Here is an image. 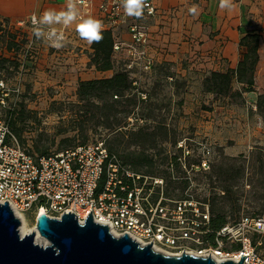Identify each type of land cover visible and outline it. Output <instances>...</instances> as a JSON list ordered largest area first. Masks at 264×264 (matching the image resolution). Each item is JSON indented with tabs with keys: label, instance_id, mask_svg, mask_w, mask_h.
Here are the masks:
<instances>
[{
	"label": "rangeland",
	"instance_id": "1",
	"mask_svg": "<svg viewBox=\"0 0 264 264\" xmlns=\"http://www.w3.org/2000/svg\"><path fill=\"white\" fill-rule=\"evenodd\" d=\"M155 4H160V14L147 21L148 55L154 58V67L145 70L140 60L132 62L129 79L135 84L127 96L135 102L123 101L118 107V130L108 127L114 119L106 120L102 114L104 100L81 99L76 92L80 81L119 71L129 53H117L114 69L101 73L90 61L92 52L74 44L56 49L31 37L28 18L0 19V79L11 90L19 89L9 94L3 111L6 120L12 112L20 142L36 153L103 141L133 169L161 178L164 198H190L206 203L209 212L213 201L224 208L228 222L264 214V99L258 107L236 81L225 95L206 91L205 79L218 61L205 66L208 60L202 57L216 56L214 48H209L214 54L203 48L214 39L210 25L216 26V20L210 23L206 18V0H156ZM192 5L198 6L196 15L189 12ZM100 16L94 8L92 17ZM173 28L178 39L176 62L165 59ZM263 35L259 48L264 45ZM121 37L128 39L129 34ZM260 67L264 63L255 68V95H264V76L257 75ZM140 127L144 134L129 135ZM121 131L126 135L118 134ZM217 169L223 174L218 176ZM228 186L231 192L224 194ZM23 217L35 228L33 214Z\"/></svg>",
	"mask_w": 264,
	"mask_h": 264
},
{
	"label": "built area",
	"instance_id": "2",
	"mask_svg": "<svg viewBox=\"0 0 264 264\" xmlns=\"http://www.w3.org/2000/svg\"><path fill=\"white\" fill-rule=\"evenodd\" d=\"M42 1L58 3L61 10L67 4V0ZM78 8L85 18L97 9L103 30L112 33V59L117 53H129L130 64L129 60L120 64L119 71L129 77L132 62L137 60L145 70L154 67L155 60L148 55L151 34L147 21L160 14L155 0H145L140 18L126 15L123 0H79ZM31 17V37L39 38ZM121 23L126 24L124 28L119 27ZM59 29L65 33V45L74 44L81 51L87 46L92 52L91 43L80 37L77 27L62 25ZM124 33L128 39H122ZM14 91L19 89L11 90L0 79V204L6 201L21 222L26 221L25 213L35 219L40 214L61 219L70 212L82 224L91 212L93 221L108 227L113 236L126 234L140 246L151 244L154 251L210 257L217 263H238L245 256L242 264H264V214L244 215L215 229L206 203L164 198L161 178L133 169L103 141L36 153L20 142L3 113Z\"/></svg>",
	"mask_w": 264,
	"mask_h": 264
},
{
	"label": "water",
	"instance_id": "3",
	"mask_svg": "<svg viewBox=\"0 0 264 264\" xmlns=\"http://www.w3.org/2000/svg\"><path fill=\"white\" fill-rule=\"evenodd\" d=\"M90 213L82 224L70 212L61 219L40 214L35 231L22 236L21 221L5 201L0 204V264H242L245 257L238 263H217L186 253L165 255L154 251L151 244L140 246L126 234L113 236ZM36 235L48 244L36 243Z\"/></svg>",
	"mask_w": 264,
	"mask_h": 264
},
{
	"label": "trees",
	"instance_id": "4",
	"mask_svg": "<svg viewBox=\"0 0 264 264\" xmlns=\"http://www.w3.org/2000/svg\"><path fill=\"white\" fill-rule=\"evenodd\" d=\"M103 39L96 43H91V58L90 61L94 67L100 72H107L114 69L113 59H112V45L113 37L111 31L103 30ZM259 40L260 34L255 31H247L240 37L239 45L245 48V52L242 55L240 61H238L235 69H229L225 72L211 71L209 76L205 79V89L208 92L225 95L231 90V84L233 81L241 84L243 90L247 93L251 101L256 102L258 107H261L263 102L264 95H255L253 87L255 84L254 73L255 68L259 60ZM134 86L132 85V80L123 72L115 71L110 77L92 79L87 81H80L77 87V96L81 99L87 97H96L98 100L103 101L104 105L100 107L102 114L105 116L106 120H109L110 117H113L112 122L109 123L108 127H115V130H118L119 120L117 119V113L120 111L118 107L122 104L123 101H131L130 97L127 96L128 93L133 91ZM133 101V100H132ZM135 102V101H133ZM8 120V124L12 131L16 134L18 139L20 138L19 131L15 127V121L12 119ZM143 128L140 127L137 131H132L129 133L130 136L144 134ZM121 135H126L125 132L121 131ZM145 135H148L145 133ZM138 140V138H137ZM108 149V148H107ZM110 152H114L112 149H108ZM40 154L47 153L45 151L38 150ZM117 154L116 152H114ZM118 155V154H117ZM123 161L121 156L118 155ZM142 159H145L147 162L151 163V159L148 155H143ZM124 162V161H123ZM125 163V162H124ZM135 170L140 171L138 167H134ZM220 170L217 169V175L220 176ZM211 177V175H210ZM186 178L184 179V181ZM224 194L230 193V188L224 187ZM226 197L225 195H223ZM223 197V198H224ZM223 207H219L217 203L211 202L210 213H211V226L215 229L219 228L223 224L227 223ZM255 214V213H254Z\"/></svg>",
	"mask_w": 264,
	"mask_h": 264
},
{
	"label": "crops",
	"instance_id": "5",
	"mask_svg": "<svg viewBox=\"0 0 264 264\" xmlns=\"http://www.w3.org/2000/svg\"><path fill=\"white\" fill-rule=\"evenodd\" d=\"M219 3L220 0H206L208 14L206 18L210 23L216 20V26L210 25L214 33L211 37L214 39L211 40L209 39L210 37H208L210 41L206 43L203 48L208 50L206 54H214V52L209 49L214 48L216 56L210 57L208 55L202 57L203 60H208L205 66L210 67L214 60H218L217 65H215L212 71L225 72L229 69H235L238 61L241 60L245 52V48L239 45L240 37L243 34L247 31H255L258 33L260 32L259 34H264V0H233V7L230 10L221 9ZM157 7L159 10L160 4H158ZM49 8H54L59 11L62 9V5L53 2L45 3L42 0H0V19L22 20L33 14L40 17L43 12ZM76 24L77 22L73 23L70 27H75ZM259 26L262 29L258 31L256 29L259 28ZM53 27L59 29L62 25H53ZM175 29L176 28H173L168 36V50L170 54L165 58L171 60V62H176L178 55L176 53L178 39L176 38V34H174ZM82 50L89 51L87 46ZM258 54V63L259 65H263L264 45L262 48L258 49ZM199 65L204 66L203 63ZM257 75L260 79L264 76L263 67H260Z\"/></svg>",
	"mask_w": 264,
	"mask_h": 264
},
{
	"label": "clouds",
	"instance_id": "6",
	"mask_svg": "<svg viewBox=\"0 0 264 264\" xmlns=\"http://www.w3.org/2000/svg\"><path fill=\"white\" fill-rule=\"evenodd\" d=\"M79 0H67L65 9L57 11L54 8L45 10L42 16L32 15L34 35L46 40L51 47L60 49L65 46V33L53 27V25H63L65 28L77 23V30L80 37L89 43L100 42L103 39V22L92 16L82 17L78 8ZM145 0H123V8L126 15L140 18L143 15ZM221 9H231L233 0H220ZM192 15L198 13V6L192 5L189 8Z\"/></svg>",
	"mask_w": 264,
	"mask_h": 264
},
{
	"label": "bare ground",
	"instance_id": "7",
	"mask_svg": "<svg viewBox=\"0 0 264 264\" xmlns=\"http://www.w3.org/2000/svg\"><path fill=\"white\" fill-rule=\"evenodd\" d=\"M34 231H35V228H34V227L31 228V227L27 224V221H22V222H21L20 234H21L22 236H23V235H26V234H29V233H31V232H34ZM35 241H36V243H38V244H40V245H42V246L48 244V242H47L44 238L40 237L39 235H36ZM158 252H161V253H163V254H165V255H171L170 253L162 252V251H160V250H158Z\"/></svg>",
	"mask_w": 264,
	"mask_h": 264
}]
</instances>
